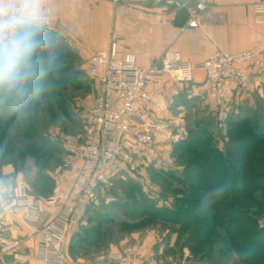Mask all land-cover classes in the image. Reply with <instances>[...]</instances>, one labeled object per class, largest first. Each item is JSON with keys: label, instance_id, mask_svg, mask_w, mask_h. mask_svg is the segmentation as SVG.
Here are the masks:
<instances>
[{"label": "rangeland", "instance_id": "rangeland-1", "mask_svg": "<svg viewBox=\"0 0 264 264\" xmlns=\"http://www.w3.org/2000/svg\"><path fill=\"white\" fill-rule=\"evenodd\" d=\"M61 65L78 69L79 75L63 80L54 69L50 73L54 90L29 100L15 119L3 118L2 123L8 126L0 124V217L6 220L16 216L24 223L21 215L12 212L20 193L38 208L39 202L51 205L50 198L71 193L78 162L67 154L64 141L84 140L90 124L87 111L97 96L98 82L90 76V59H66ZM176 82L181 86L174 82L175 87L160 92L169 107L167 113L154 116L153 123L159 128L153 132L151 147L129 145L133 169L122 163L111 165L112 187L104 189L98 196L99 204L86 208L74 230L66 235L63 256L67 263H87L100 253L128 248L134 260L143 264H264V243L260 239L253 242L264 232V191L251 192V198L223 197L221 191L216 194L219 203L233 204L237 210L207 212L200 204L204 199L201 183L194 177L200 173L194 163L213 149L223 152L228 136H249L246 128L234 124L236 119L249 114L255 126L261 123L264 97L248 96V86L233 84L216 103L207 96L204 79L205 90L200 89L195 96L193 83ZM0 106L8 115L16 107L7 101ZM37 135L49 144L26 147ZM253 152L252 160L264 156V145ZM257 172H264V163L250 164L249 173ZM34 181L38 182L36 187ZM52 206L55 212L41 224L40 216L38 226L57 213V207ZM222 213L233 219L228 235L220 227ZM76 234L84 235L89 246L80 247L75 242L72 247ZM35 237L36 243L20 238L19 252L34 249L27 261L2 254L0 264L30 260L43 264L35 255L36 233Z\"/></svg>", "mask_w": 264, "mask_h": 264}, {"label": "built area", "instance_id": "built-area-1", "mask_svg": "<svg viewBox=\"0 0 264 264\" xmlns=\"http://www.w3.org/2000/svg\"><path fill=\"white\" fill-rule=\"evenodd\" d=\"M202 9L199 3L197 10ZM253 11L254 21L264 24V0L256 2ZM197 25L198 12L187 21L189 27ZM194 70L190 61L174 51L165 52L149 67H141L133 56L119 49L115 36L107 50L92 55L90 76L97 79L98 92L87 111L90 124L83 141H64L65 151L78 162L71 193L48 200L57 207V213L42 226H38L39 208L24 193L16 196L12 208L14 214L22 216L24 223L36 228L35 255L43 264H69L63 256L66 235L74 230L86 208L99 204L98 196L104 189L112 187L108 168L122 163L133 169L130 144L151 147L153 132L159 125L140 118L136 109L139 104L151 100L152 84L166 75L182 83H193ZM200 70L207 96L220 103L230 84L240 88L248 86L250 71L264 80V43L257 42L249 49L236 52L216 49L203 60ZM9 226L10 222L0 217V256L11 254L15 260L27 261L34 249L19 252L21 240L9 234ZM78 264L143 263L135 261L127 248L115 253H100L90 262Z\"/></svg>", "mask_w": 264, "mask_h": 264}, {"label": "crops", "instance_id": "crops-1", "mask_svg": "<svg viewBox=\"0 0 264 264\" xmlns=\"http://www.w3.org/2000/svg\"><path fill=\"white\" fill-rule=\"evenodd\" d=\"M258 1L40 0V8L47 21L46 31L61 36L82 61H88L98 51L107 50L113 36L119 48L133 56L141 67H149L165 52L180 53L195 67L192 84L195 96L200 89L205 90L200 66L209 53L216 49L242 51L257 42L264 43V24L253 19V6ZM199 3L203 5L202 10H197ZM196 12L198 25L187 26ZM249 76L248 96L264 97V82L253 71ZM170 78L166 75L151 86V101L137 106L136 114L140 118L153 122L155 115L168 112L169 105L160 92L175 87L174 82L181 86ZM231 89L233 84L229 85L228 90ZM38 206L42 210L39 224L56 210L48 203L39 202ZM9 219L12 237H26L30 239L28 243H36L33 227L25 225L20 217L10 216ZM19 264L42 263L30 260Z\"/></svg>", "mask_w": 264, "mask_h": 264}, {"label": "trees", "instance_id": "trees-1", "mask_svg": "<svg viewBox=\"0 0 264 264\" xmlns=\"http://www.w3.org/2000/svg\"><path fill=\"white\" fill-rule=\"evenodd\" d=\"M46 33L56 41V45L54 49L51 50V54L57 62V76L60 79L68 80L79 75L78 69H75L72 66L61 65L63 60L77 59V53L70 48L61 36L55 34L54 32L46 31ZM21 111L22 108L15 107L11 111V114L8 115L0 106V124H4L2 123L3 118H8V120L15 119ZM242 116L243 117L236 119L234 124H238L240 128H246L249 136H228L223 147V152H217L216 149H213L208 152L203 159H199L194 163L199 167L200 173H198L199 175H194L195 173L192 174L194 177L199 179L201 183V192L204 199L200 202V204L203 210L207 212H216L217 210L220 212H228L235 209L237 210V207L233 204L222 205V203H219L216 199V194L221 191L223 192V197L240 195L248 198H251L250 193L253 191H264V172L249 173L250 164L264 163V156H260L254 160L251 159V155L254 153V148L264 145V117H260L259 119L261 120V123L255 126L256 122L252 121L249 114H243ZM231 124L233 123L231 122ZM4 126H8V124H4ZM48 144V140L37 135L30 138V143L29 145H26V147H46ZM213 156L215 158L210 164L209 162ZM212 164L216 166L214 167ZM37 183L38 182L34 181L33 185L36 187ZM239 216L242 215L239 214ZM220 218L222 221L220 227H222L224 235H228L230 233L231 222L233 219L230 216L223 215V213L219 219ZM212 224L216 225L214 222ZM83 236L84 235L81 234L74 235L71 246L73 247L75 242L80 247L89 246L88 239ZM253 239V242H256L257 240L259 241L260 239V243H264V232L256 235ZM238 251H236V254H239ZM251 258H253L252 255ZM246 261L243 260V263Z\"/></svg>", "mask_w": 264, "mask_h": 264}, {"label": "clouds", "instance_id": "clouds-1", "mask_svg": "<svg viewBox=\"0 0 264 264\" xmlns=\"http://www.w3.org/2000/svg\"><path fill=\"white\" fill-rule=\"evenodd\" d=\"M46 28L40 0H0V102L22 108L54 90L56 41Z\"/></svg>", "mask_w": 264, "mask_h": 264}]
</instances>
